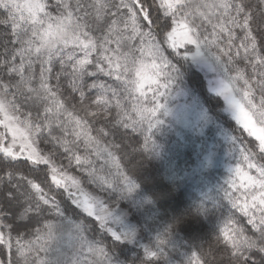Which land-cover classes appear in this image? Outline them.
<instances>
[{
  "label": "snow or ice",
  "instance_id": "1",
  "mask_svg": "<svg viewBox=\"0 0 264 264\" xmlns=\"http://www.w3.org/2000/svg\"><path fill=\"white\" fill-rule=\"evenodd\" d=\"M209 59L234 132L182 86L179 62ZM246 108L264 124V0H0V264H53L65 196L98 226L73 222L70 264H264V143ZM213 122L239 153L218 193ZM220 208L206 249L194 225Z\"/></svg>",
  "mask_w": 264,
  "mask_h": 264
},
{
  "label": "trees",
  "instance_id": "2",
  "mask_svg": "<svg viewBox=\"0 0 264 264\" xmlns=\"http://www.w3.org/2000/svg\"><path fill=\"white\" fill-rule=\"evenodd\" d=\"M212 52H215L214 48L206 51V54L211 57ZM179 66L183 74L181 78L183 81L182 86L190 89L193 95L199 96L202 102L209 107L213 115L219 114L220 120L218 123L222 125L223 129L234 132L236 128L235 121L230 119L226 114L219 112L220 107H222V101L217 102V100L211 99L209 97L206 88L207 82L203 73L199 71V69H197L191 61H180ZM185 99L186 98L184 97L177 98L175 103L177 105L185 103ZM248 110L252 113L259 125L264 127V124L259 122L256 113L251 109ZM206 138L208 144L214 148L218 158L221 161L220 166L212 170L209 178L210 183L208 184V187L213 188L214 192L218 193V186L223 183L227 175V165L233 163L238 157L239 153L235 151H233L231 154L229 153V149L233 148V145L221 134V128L217 126V122H213L208 125L206 129ZM48 146L56 153L55 158L58 162L67 164V161L63 159V154L59 151V149L54 148L51 142H49ZM147 170L150 172L151 166H149ZM73 174L81 176V178L85 181L87 180V175L81 174L79 169H74ZM85 187L91 191H97L94 184L85 183ZM104 198L109 203V206H116V195H112L111 197L105 195ZM61 199L64 209V217L62 219H58L57 221L58 228L56 234L54 238L49 241L48 256L53 261V264H56L57 261L59 264H70L78 249V236L76 234L73 222H83V224L88 227L92 233H96L98 226L90 217H85L83 213H80L79 210L71 204V201L67 199L66 196ZM119 207L121 209H127V202L119 201ZM228 214V208H220L214 210L213 215L209 216V218H200L194 225L195 231L192 233V236H194L198 241H204V246L206 249H208L209 244L215 239V231L218 230L221 219L225 218ZM180 232L183 239L189 241L183 245V250L188 251L190 250L192 243L190 234L183 227H181ZM212 255L214 258L218 259L221 258L223 254L213 251ZM131 256L132 253H129V258H131Z\"/></svg>",
  "mask_w": 264,
  "mask_h": 264
},
{
  "label": "rangeland",
  "instance_id": "3",
  "mask_svg": "<svg viewBox=\"0 0 264 264\" xmlns=\"http://www.w3.org/2000/svg\"><path fill=\"white\" fill-rule=\"evenodd\" d=\"M205 55H207L205 53ZM208 56V55H207ZM210 57V56H209ZM193 63V62H192ZM211 63V60L209 59L206 63H193L199 71L203 73V75L206 78V82L210 79H215L218 75V72H213L211 68L208 66V64ZM184 104V103H182ZM179 104V105H182ZM244 119L246 121V125L248 129L252 132L253 135L257 137L258 140H260L262 143H264V127L259 125V123L255 120L252 113L246 108ZM112 207V206H110ZM114 227H119V225H114Z\"/></svg>",
  "mask_w": 264,
  "mask_h": 264
}]
</instances>
